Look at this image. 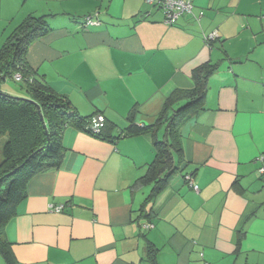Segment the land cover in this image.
<instances>
[{"label":"crops","instance_id":"0c3cea01","mask_svg":"<svg viewBox=\"0 0 264 264\" xmlns=\"http://www.w3.org/2000/svg\"><path fill=\"white\" fill-rule=\"evenodd\" d=\"M191 1L168 24L148 0H0V47L27 15H47L53 29L30 46V66L80 114L102 113L115 138L132 110L153 124L173 91L194 88L196 67L219 64L206 109L182 126L185 170L145 207L150 218L151 184L133 185L155 157L152 137L67 127L60 167L30 179L5 226L19 263L146 264L150 241L157 264H264V0ZM91 13L99 23L84 26Z\"/></svg>","mask_w":264,"mask_h":264},{"label":"trees","instance_id":"16d2710c","mask_svg":"<svg viewBox=\"0 0 264 264\" xmlns=\"http://www.w3.org/2000/svg\"><path fill=\"white\" fill-rule=\"evenodd\" d=\"M200 15H203V11ZM87 16L99 18L98 13L84 17ZM52 29L47 15L29 14L9 33L0 47V139L7 137L5 143L0 145V254L6 264L21 263L13 254L5 226L15 215L18 204L27 196L30 179L40 172L60 167L65 151L62 137L69 126L78 127L100 139L115 140L138 134L152 137L155 157L133 185L151 184L142 209V214L150 218L154 214L153 208L147 210L145 207L168 187L174 176L185 170L182 126L206 109L209 78L219 68L218 63L212 62L196 67L192 73L194 88L173 91L153 124L138 125L134 117L135 109L132 110L128 117L129 124L115 138L107 133L110 125L105 116L101 130L93 131L90 123L98 112L88 116L80 114L67 95L55 91L44 75L30 66V46ZM217 38L204 37L206 43H212ZM16 74L22 78L15 79ZM7 79L23 81L25 93L17 95L5 92L1 83ZM157 253L158 248L149 241L146 264H157Z\"/></svg>","mask_w":264,"mask_h":264},{"label":"built area","instance_id":"2783aa9c","mask_svg":"<svg viewBox=\"0 0 264 264\" xmlns=\"http://www.w3.org/2000/svg\"><path fill=\"white\" fill-rule=\"evenodd\" d=\"M149 2L156 3L158 6H160L165 14L166 23L171 24L175 23L177 19L187 13H191L194 9V4L191 0H148ZM202 14V13H201ZM99 23L98 19H96L94 16H87L84 19V26L87 25H94ZM217 37V34H209L207 35L208 38ZM22 76L20 74L15 75V79L20 80ZM91 129L93 131H100L101 128L105 124V117L103 114L98 113L95 115L91 120ZM260 159L263 161L262 166L258 169V172L260 175H264V156L260 157ZM192 180V179H190ZM193 187L195 189H198V186L193 184ZM54 211L60 212L63 210L62 205H58L53 207ZM151 224H146L145 227L149 228L151 227Z\"/></svg>","mask_w":264,"mask_h":264},{"label":"rangeland","instance_id":"374dc122","mask_svg":"<svg viewBox=\"0 0 264 264\" xmlns=\"http://www.w3.org/2000/svg\"><path fill=\"white\" fill-rule=\"evenodd\" d=\"M6 84L4 85L5 88H7L8 90H14V92L17 93H12V94H19V92H22L23 94L26 91V88L23 86V81H17L15 79H7ZM7 137H2V139H0V145H3L6 141ZM0 158H1V147H0ZM0 261L1 264H6L4 258L1 256L0 254Z\"/></svg>","mask_w":264,"mask_h":264}]
</instances>
